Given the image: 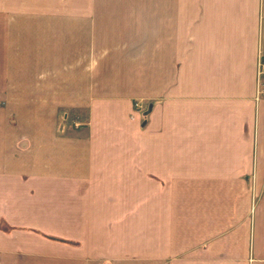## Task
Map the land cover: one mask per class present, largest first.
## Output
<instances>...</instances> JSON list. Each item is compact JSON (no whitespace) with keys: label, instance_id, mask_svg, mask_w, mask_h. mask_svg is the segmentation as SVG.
Listing matches in <instances>:
<instances>
[{"label":"crops","instance_id":"1","mask_svg":"<svg viewBox=\"0 0 264 264\" xmlns=\"http://www.w3.org/2000/svg\"><path fill=\"white\" fill-rule=\"evenodd\" d=\"M263 55L264 0H0V264H264Z\"/></svg>","mask_w":264,"mask_h":264},{"label":"built area","instance_id":"2","mask_svg":"<svg viewBox=\"0 0 264 264\" xmlns=\"http://www.w3.org/2000/svg\"><path fill=\"white\" fill-rule=\"evenodd\" d=\"M264 96V55L261 56L257 69V98Z\"/></svg>","mask_w":264,"mask_h":264},{"label":"rangeland","instance_id":"3","mask_svg":"<svg viewBox=\"0 0 264 264\" xmlns=\"http://www.w3.org/2000/svg\"><path fill=\"white\" fill-rule=\"evenodd\" d=\"M13 34H14V32H10L9 38L13 37ZM8 113L11 114V112H8ZM12 114H14V113H12ZM14 118H15V116H14ZM59 120H63L62 114L59 116Z\"/></svg>","mask_w":264,"mask_h":264}]
</instances>
